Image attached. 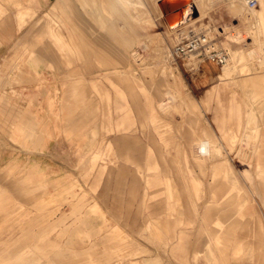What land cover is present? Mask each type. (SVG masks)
Wrapping results in <instances>:
<instances>
[{
    "label": "rangeland",
    "instance_id": "rangeland-1",
    "mask_svg": "<svg viewBox=\"0 0 264 264\" xmlns=\"http://www.w3.org/2000/svg\"><path fill=\"white\" fill-rule=\"evenodd\" d=\"M53 1L27 0L17 7L0 0V90L11 99L10 104L0 102V264L227 262L216 242L220 223L236 225L245 237L251 228L256 229L259 216L264 231L259 195L264 182L255 172L256 163H264L262 1L256 0L251 21L245 0H185L181 20L171 31L163 24V14L169 11L161 13L159 0H142L144 6L139 10H149L154 18L157 35L153 36L117 15L101 18L92 10L85 12L77 0H65L67 17L83 33V60L61 58L53 39L43 37L44 16ZM229 15L252 43L231 54L227 68L194 61L169 62L167 53L176 43L180 26L188 24L184 30L188 31L215 20L227 24ZM130 39H135L132 48L140 58V62L130 59V63L143 91L133 83L115 80L122 93L118 96L103 81L99 89L107 97L88 84L79 85L84 98L80 112L68 121L50 113L44 98L59 85L58 76L78 67L90 78L87 73L97 72L101 62L118 60L124 41ZM48 63L52 68L46 67ZM34 67L46 83L40 82L43 77L34 73ZM230 68L235 70V79L227 86L233 88L234 99L221 89L222 84L212 88L215 76L218 79L219 72ZM210 70L213 81L205 74ZM214 89H220V101L212 94ZM148 100L159 121L152 122ZM115 106H123V112L115 113ZM24 107L29 111L20 116ZM250 110L254 120L248 116ZM120 120L127 130L117 131ZM9 122H39L34 132L46 143L40 148L35 139L27 137L14 142ZM256 126L260 137L253 136ZM93 132V146L85 149ZM230 137H235L233 142ZM204 145L207 148L202 153ZM250 152L252 181L239 170V164L246 161L242 156ZM11 162L19 168L3 172ZM31 163L49 169L47 182L59 188L48 185L42 205H38L44 190L40 184H32L27 193L22 191L20 180ZM224 164L229 165L231 178L226 176ZM236 187L242 190L239 197L232 191ZM77 216L88 221L87 226H80L79 237L73 233ZM181 232L187 240L180 243ZM57 251L69 254L59 262ZM39 253L46 257L39 259Z\"/></svg>",
    "mask_w": 264,
    "mask_h": 264
},
{
    "label": "crops",
    "instance_id": "crops-1",
    "mask_svg": "<svg viewBox=\"0 0 264 264\" xmlns=\"http://www.w3.org/2000/svg\"><path fill=\"white\" fill-rule=\"evenodd\" d=\"M2 1L15 4L17 7H19L25 4L27 0H2ZM64 1L65 0L53 1V5L50 8V12L44 16L47 21L44 23L42 35L46 39H53L54 45L58 49V52L61 53L60 54L61 58L68 57V58H76L78 60H83V58L86 57V54L83 53V50H85L86 47L84 46L85 43H84L83 33L79 29V27L76 26L74 23L70 22L69 18L67 17V13L63 5ZM77 1L81 3L82 8L85 10V12L88 10H92L91 11L92 14L95 13L101 18L102 17L109 18L111 16L117 15L127 23L132 24V26L133 25L139 26L142 30H144V32L146 33L153 32L154 33V34L152 33L153 36L157 35V32L155 31L156 25L154 22V18L151 15L150 11L139 10L142 6H144L142 0H77ZM261 1H262V15L264 17V0ZM18 15L22 16L23 14H21V12H18ZM150 21L151 23H149ZM163 24H165V22ZM134 40L135 39L125 40L123 49L118 52L119 59L118 60L113 59L108 62H101V66L97 68L98 69L97 72L90 71L87 73V75L91 76L90 78L85 77L84 74L81 73V70L78 67H73L72 69L66 72L64 71L63 74L58 76L57 83L59 85L55 84L52 90L53 92L51 91V93L47 94V96H45L44 98V101L46 102L45 105L47 109L50 111V113L55 114V116L59 118L62 117L66 118L68 121V119L71 118L73 114H75L76 112H80L81 105H83L84 103V98L82 96V93L78 92L79 85L88 84L92 87L95 93H97L98 95L103 94L106 95L107 97H108L107 92H100L99 89L103 81H106L109 84H111V86L116 91L118 96H122V93L118 88V86L115 84V80L119 82L122 81L124 83L127 82L128 84L133 83L138 89L143 91L144 85L136 77L135 72L130 63V59H132V61L136 63L140 62L139 55L135 51H133L132 48L133 46H135ZM140 45L144 48L146 47V45L143 43H141ZM34 64H37V62H32V65ZM46 67L52 68V65L48 63ZM33 70L36 75L43 77L42 73L36 67H34ZM211 73H213V71H211ZM218 74H219L218 79L212 88H216V86L222 84L223 86L221 89L228 91L229 94L231 95V98L234 99L235 92L233 88L228 89L229 87L227 86V83L230 82L232 83V81L235 79V70L233 68L224 69L222 72H219ZM39 80L42 83H46L47 81L44 77L43 79L40 78ZM4 93L5 92L2 88L0 90V102H6L10 104L11 99L9 97H6ZM212 94H214L215 99H217L218 101L221 96L220 89H214L212 91ZM162 101L163 100H161L160 103L158 104L159 108L160 105L162 104L161 103ZM123 110H124L123 106L122 107L115 106V113L119 114L123 112ZM147 110L149 111L152 122L158 120L156 112L153 107V103L149 100L147 102ZM234 110L238 114L239 110L237 108H235ZM25 111L28 113L29 111L28 107L27 108L24 107L20 111L19 113L20 116L22 114H25L26 113ZM247 113L248 116H250L251 120H254L253 110H250V112ZM30 115L36 116V113H32ZM38 124L39 122L38 123L30 122L25 125L24 123L22 124L20 122H9L8 125L9 128L12 130V135H13L11 139L14 142H19V140L22 137L33 138L35 139V144L37 142L38 145L40 144L39 147L42 148L46 143V140L45 138H43V136L40 137L39 135L35 134L34 128ZM28 125L30 127H28V129L26 130L25 126ZM73 128L74 125L71 126V130ZM76 128H78L77 125H75V129ZM116 129L117 131L127 130V128H124V121L120 120L116 124ZM252 130L254 137L261 136L259 133V127L256 126L252 128ZM95 134L96 133L93 132L92 134L93 137L90 138L88 145L87 144L85 145V149H90L93 146V143L95 141L94 138ZM234 138L235 137H230V141L233 142ZM262 139H264V136H262ZM203 148H204L203 153H205L206 152L205 148H207L206 145H204ZM250 159H251V152L248 153V160L244 161L242 165L239 164V170L248 181H252V176L250 175L249 172V168L251 166ZM17 168H19L18 165L11 162L6 167H4L3 172L10 173ZM223 168L225 169L226 176L231 178V173H230L231 169L229 165L224 164ZM27 171H28L27 175L22 177L20 180L21 183L23 184L22 191L24 193L25 192L27 193L30 191V186L32 184L34 183L40 184L38 185V187L42 186L44 190H42L40 196L42 198L39 199L40 201L38 202V205H42V202L44 203L47 197L48 185L52 186L56 190H58L59 188L57 189L56 188L57 186H55V184L47 182V179L50 177L51 174V171L49 169L41 168L38 166V164L31 163L27 167ZM255 172L257 178L261 179L264 182V163L258 161L255 166ZM70 186H74V185L70 184ZM167 189L169 190L168 186ZM194 189L196 193L199 191L198 186H196V188ZM71 190L70 193L71 194L73 193V196L76 195L75 192H71ZM232 191L235 192V195H237L238 197L242 195V190L237 187L233 188ZM259 195L260 198L262 199V204L264 206V191L262 194ZM241 206H242L241 203L237 204L238 209L242 208ZM75 212H77V209L75 210ZM256 221H257L256 229L251 228L249 230V233L245 237H243L242 235L240 236L236 225H230L228 227H225L222 226L223 225L222 223H220L221 231L216 237V242L217 245L222 249V253L224 254L225 256L224 258L227 262L219 263V264H229L232 262H234V264H244L243 261H247L248 264H264V234H263L264 231L262 229L261 220L259 216L256 218ZM74 222L77 224L73 226V233L75 232V235L79 237V235L82 234V229L80 226H87L88 221L87 218L85 217L81 218L77 216ZM188 222L190 225L193 224L192 219H189ZM185 240H187V235L186 234L184 235V233L181 232L180 240L178 242L181 243L184 242ZM68 254H69L68 251L66 252L57 251L55 253V257L60 262L64 260ZM45 255H46L45 253H39V259H44L46 257ZM209 255H213V251L210 249H209ZM77 256H80V254ZM50 262L53 264L57 263L52 261Z\"/></svg>",
    "mask_w": 264,
    "mask_h": 264
},
{
    "label": "built area",
    "instance_id": "built-area-1",
    "mask_svg": "<svg viewBox=\"0 0 264 264\" xmlns=\"http://www.w3.org/2000/svg\"><path fill=\"white\" fill-rule=\"evenodd\" d=\"M256 5V0H246L248 9H256ZM227 21L228 25L216 21L215 24H205L203 28L198 26L195 30L189 29L179 37L168 57L174 61L214 64L219 68L227 66L230 55L223 44L239 46L245 42L243 32L234 28L236 22L232 15L227 17Z\"/></svg>",
    "mask_w": 264,
    "mask_h": 264
},
{
    "label": "bare ground",
    "instance_id": "bare-ground-1",
    "mask_svg": "<svg viewBox=\"0 0 264 264\" xmlns=\"http://www.w3.org/2000/svg\"><path fill=\"white\" fill-rule=\"evenodd\" d=\"M185 2V0H159V5H160V9H161V13H162V11H169V12H167V13H165V14H163V18H164V20H165V24H166V26H167V28L169 29V30H173V31H175V28L178 26V24H179V22H180V20H181V13H182V9L183 8H180L181 6H185L186 5V3H184ZM197 2V1H196ZM202 2H203V0H202ZM128 3V2H127ZM188 3H189V0H188ZM200 3V2H199ZM244 3H245V8L247 9V11H248V13H250V15L248 16V19H252L251 21H253V18L251 17V14L256 10V9H253V10H250V9H248L247 7H246V0L244 1ZM196 4H198V2L196 3ZM203 5V4H202ZM156 6V8H157V5H155ZM189 6V5H188ZM192 6H193V9H194V11H196L197 13H199L198 11H199V8H198V6L197 5H195V3H192ZM201 6V5H200ZM202 7V6H201ZM159 8V7H158ZM201 11V10H200ZM159 12V11H158ZM157 12V13H158ZM184 12V11H183ZM160 13V14H161ZM146 15H148V14H146ZM193 15V14H192ZM158 16H160L161 17V15H159V13H158ZM157 16V17H158ZM150 17V16H149ZM151 18V17H150ZM234 18V21L236 22V25L234 26V28H236V29H239L240 28V26H239V23H238V21L236 20V18L235 17H233ZM198 19L199 18H197L196 20H194V21H196V23H198L197 21H198ZM153 21V20H152ZM216 21L217 20H215V21H213L212 22V24H215L216 23ZM149 23H151V21L149 22ZM185 23V22H184ZM196 23H194V24H196ZM209 23V22H208ZM153 24V23H152ZM164 24V25H165ZM207 24V23H206ZM210 24V23H209ZM183 25V24H182ZM227 25H228V23H227ZM187 26H189L188 24H187ZM187 26H185V27H187ZM150 27V26H149ZM185 27H179V30L178 31H176L175 33L177 34V38H176V43H177V41L179 40V37L180 36H182V35H184L185 34V32H187V31H184L185 30ZM203 27H205V24L201 27L200 26V28H203ZM152 28V27H151ZM155 29V28H154ZM167 29V30H168ZM153 30V29H152ZM241 32V31H240ZM243 32V31H242ZM238 33V36H239V32H237ZM154 34V33H153ZM242 36H243V38H244V41L245 42H243L241 45H239V46H232V45H228V43L227 44H223V46H225V48H227L228 49V51H229V61H228V64L231 62V58H232V56H231V54L233 55L236 51H238V50H242V48L244 49L247 45H250L252 42H251V39H250V37L248 36V33H246V32H243V34H242ZM175 43V44H176ZM175 46V45H174ZM173 46V47H174ZM172 47V48H173ZM172 48H170V50H169V52L167 53V58L169 59V60H171L169 57H168V55H169V53H170V51H171V49ZM249 55H250V53H249ZM251 55H252V53H251ZM167 59V61H169ZM170 63L171 62H175L174 60H171V61H169ZM228 64H227V66L225 67V68H227L228 67ZM207 66H209V67H217V66H215L214 64H206ZM219 68V67H218ZM205 74L207 75V76H209L210 77V81H213V73H211V71H207V73H206V71H205ZM203 76V75H202ZM215 80L217 81V78H216V76H215ZM241 160H248V155H246V154H244L243 156H242V158H241Z\"/></svg>",
    "mask_w": 264,
    "mask_h": 264
},
{
    "label": "clouds",
    "instance_id": "clouds-1",
    "mask_svg": "<svg viewBox=\"0 0 264 264\" xmlns=\"http://www.w3.org/2000/svg\"><path fill=\"white\" fill-rule=\"evenodd\" d=\"M201 152H202V153L204 152V148H203V147L201 148Z\"/></svg>",
    "mask_w": 264,
    "mask_h": 264
}]
</instances>
